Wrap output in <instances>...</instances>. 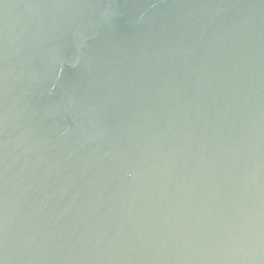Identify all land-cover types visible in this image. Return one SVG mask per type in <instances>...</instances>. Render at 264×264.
Here are the masks:
<instances>
[{"label":"water","instance_id":"water-1","mask_svg":"<svg viewBox=\"0 0 264 264\" xmlns=\"http://www.w3.org/2000/svg\"><path fill=\"white\" fill-rule=\"evenodd\" d=\"M0 264H264V0H0Z\"/></svg>","mask_w":264,"mask_h":264}]
</instances>
